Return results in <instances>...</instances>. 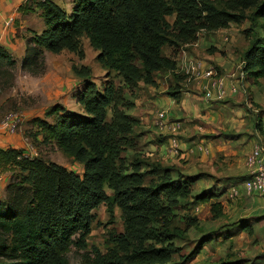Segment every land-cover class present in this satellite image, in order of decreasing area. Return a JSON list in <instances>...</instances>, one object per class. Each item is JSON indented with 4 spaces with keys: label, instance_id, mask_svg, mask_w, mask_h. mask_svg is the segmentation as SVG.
Returning a JSON list of instances; mask_svg holds the SVG:
<instances>
[{
    "label": "trees",
    "instance_id": "trees-1",
    "mask_svg": "<svg viewBox=\"0 0 264 264\" xmlns=\"http://www.w3.org/2000/svg\"><path fill=\"white\" fill-rule=\"evenodd\" d=\"M216 1L72 0L68 10L53 0H31L20 6L19 12L28 15L38 10L44 30L30 31L22 69L34 76L44 74L46 51L82 55L81 39L85 36L100 51V64L116 71L129 88H137L140 82L154 86L157 73L177 69V62L163 53L174 41L189 44L201 30L227 29L231 23L247 18L248 10H252L254 22L264 19V0H232L231 8L239 14L217 7ZM174 14L176 19L171 24L167 18ZM16 66V60L0 45V85L14 83ZM86 70L74 68L80 77ZM242 70L254 81L264 80V37L257 38L246 51ZM84 87L79 103L85 113L56 105L46 113L52 123L36 120L44 140L54 142L83 163V176L30 157L25 149L0 147V176L12 169L28 172L26 178L10 184L7 199L0 200V264H69L67 256L73 248L87 249L93 211L111 201L122 211L125 232L111 236L112 246L105 254L95 248L88 264H180L175 263L180 249L174 242L182 232L171 231L168 220L189 197L193 202L206 203L210 196L193 195L191 187L199 177L178 168L155 166L151 173L158 176V183H146L137 165L132 173H126L121 154L137 121L119 109L123 102L119 89L109 85L101 92L87 78ZM256 129L264 142L262 120L256 123ZM249 178L250 174L229 179L234 181L230 188L248 195L243 184ZM105 185L112 190V197ZM212 211L219 217L221 203H215ZM196 222L192 219L191 224ZM158 224H164L163 231ZM234 229L252 232L248 220L243 219L219 233L230 234ZM214 233L201 236L192 256L215 240Z\"/></svg>",
    "mask_w": 264,
    "mask_h": 264
},
{
    "label": "rangeland",
    "instance_id": "rangeland-1",
    "mask_svg": "<svg viewBox=\"0 0 264 264\" xmlns=\"http://www.w3.org/2000/svg\"><path fill=\"white\" fill-rule=\"evenodd\" d=\"M231 4L232 0L216 1L217 7L239 14V10H233ZM62 7L70 9V5L67 3ZM252 14V10H248L246 12L247 18L240 23H231L227 29L215 32L201 30L189 44L174 41L173 44L166 46L163 53L177 62V69L157 73L154 86L140 82L137 88H129L116 71L107 70L100 64L98 60L100 51L93 48L85 36L81 39L82 55L66 50L59 54L46 51L44 54L45 73L39 76H34L22 69L25 53L18 54L8 51L16 60L17 66L14 71V83L9 86H6V83L0 85V121L7 115L15 114L21 119V125L15 135H0V139L14 138L16 149H25L30 157H38L46 163H55L83 176V163L74 156L63 152L54 142L44 140L36 120L42 119L52 123V117L47 118L46 113L56 105H60L63 110L85 113L84 107L79 102L80 95L85 89L84 79L87 78L95 83L101 92L105 86L109 85L119 89L123 98L119 109L137 121L121 154L124 167L127 169L126 173H132L135 169L134 166L137 165L136 169L139 174L144 176L146 183L150 181L158 183V176L152 174L151 171L157 165L163 166V163L158 157L152 158L150 156L148 141L150 137L145 138L146 135L142 132L144 131L142 127L147 126L145 123L148 121L150 124L154 122L155 114L157 115L154 103L157 97L158 99L160 97L165 99L172 97L173 100L179 98L178 105L175 101H173L174 105L170 104L171 101H158L156 104L160 110L173 113L175 118H181L180 114H176V110L184 107L188 111L196 110L201 114L208 112L210 122L216 119L221 120V122L212 125L209 132H204V138L207 142L204 147L208 149L210 142H213L214 153L216 148L217 152L212 160H210L212 153L206 155L208 161L201 170L196 168L197 164H201L196 162V157H194L197 156L196 153L198 152L194 150L190 153L191 149L197 145H202L199 144L201 138L190 141L187 136L191 133L186 137L179 136L181 140L190 143L191 149L182 150V156L176 157L179 160L177 163L179 167H183L181 165L183 164L188 165V168L187 170L180 169L177 164L170 166L174 168L177 166L180 170L193 174L190 176H198L199 180L191 187L193 195L206 193L210 198L206 203H196L189 197L169 218L168 221L171 224L169 229L171 231L177 229L182 232V236L174 242L180 249V254L175 257V263L218 264L221 261L241 260L243 264H264V216H262L264 211L259 214L256 211L257 207H252L254 199L264 194L246 195L240 192L237 198H232L230 187L233 185L224 183L223 179L217 181L221 176L227 174V171L222 169L223 165L229 169L241 165L243 146L239 145L238 142H242L245 135L248 137L252 133L257 137V141L262 140L256 129V123L261 120L264 122V80L254 81L246 74L242 77L246 51L257 38L264 37V19L254 22L251 18ZM175 19V14L167 18L171 24H174ZM31 27L32 29L24 31L23 34L25 51L26 40L32 36L30 31L35 30L36 33H39V28H41L35 22L31 23ZM193 65H201V75L210 69L213 71V76L207 78L209 85L219 80L224 84L227 82L239 86V93L235 94L239 104L229 105L238 111L237 114L229 108H223L222 105H220L219 111L209 108L203 92H200L201 99H182V92L177 93V91L194 89V91L199 92L196 90V81L201 75L198 76L197 72L192 71ZM75 67L78 69L85 67L87 69L85 76H78L74 71ZM203 84L206 86V81ZM112 112L113 108L111 107L108 109L109 121L113 116ZM195 126L202 125L198 121L187 123L188 129ZM220 133L223 134L220 135ZM235 134L240 136L236 137ZM215 135L217 137L214 138ZM5 146L11 147L12 144H5ZM167 151L169 152V146ZM248 156L245 157V161H247ZM189 157L191 161H185ZM170 163L172 162H167V164ZM241 174L243 173L237 174L238 177H243ZM27 176L28 172H21L19 169H12L0 176V200L7 199V187L10 184ZM104 189L109 196H113L108 185H105ZM218 202L222 206L219 217L212 211V206ZM92 215L91 233L86 239L87 249L79 251L73 248L67 256L69 264H88L89 255L95 248L105 254L107 249L112 246L111 236H118L125 232L123 214L115 202L111 201L108 204L100 205L93 211ZM255 217H260V219ZM192 219H197L198 222L192 225ZM243 219L248 220L252 232L234 229L230 234L219 233L222 229L233 228ZM258 223L260 226L257 225ZM163 225L158 224L157 228L163 231ZM215 231V240L207 242L200 254L192 256L201 236Z\"/></svg>",
    "mask_w": 264,
    "mask_h": 264
},
{
    "label": "crops",
    "instance_id": "crops-1",
    "mask_svg": "<svg viewBox=\"0 0 264 264\" xmlns=\"http://www.w3.org/2000/svg\"><path fill=\"white\" fill-rule=\"evenodd\" d=\"M31 2V0H0V45H2L3 47H5V49L7 51H9L10 53H25V40H24V31L28 30V29H32L31 27V23L35 22L36 24H38L41 33L44 30V24L41 20V18L39 17L40 12L37 10V12L32 13V14H28V15H23L21 12H19V8L20 6H22L23 4L27 3V2ZM54 2H56L57 4H59L60 6L64 5L65 3H67V5H70L72 0H53ZM69 3V4H68ZM35 31V30H33ZM199 76V75H198ZM198 80V79H196ZM207 78H204L203 76H201L199 78L198 81H196L197 83V87L196 90L199 92L194 91V89H188V90H182V99L183 98H187V99H198V98H202L200 92L205 93V89L206 87L209 86V82L207 81ZM204 81H206V86H204ZM224 84V83H223ZM226 87L230 88V86L232 85L229 83H225L224 84ZM227 88V89H228ZM217 91L213 92V96L211 98H207L206 94L203 95L205 96V100L207 102V104H209V108L211 109H216L219 111L220 105L224 106L223 108L225 109H231V111H235V113L237 114L238 111L234 110V108L230 107V104L233 105H238V100L236 99L237 96L236 95H232V94H228L227 96H225L223 99L219 100L217 98ZM162 94V93H161ZM170 97V96H167ZM200 98V99H201ZM170 102V104L173 103V101H175L176 105H178L179 103L177 102V100H173L172 97L165 99V98H161L158 99V97L156 98V102L154 103V107L156 108V113H158V111H162L158 108L157 106V102ZM182 101V100H181ZM164 111V110H163ZM177 113L176 114H180L181 118H175V116L173 115V113H170L168 111L166 112V116H167V120L172 123V124H180L181 125V130L178 132V139H179V143H180V147L182 150H187V149H191V145L189 142L187 141H183L179 138V136H185L188 135L189 133H191V135H188L187 138L190 141H195L193 139H199L201 138V141L199 144H202L203 146H205L206 139L205 137V133L204 132H209V128H211L212 125L214 124H218L221 122V120H214L213 122H210V116L208 114V112L201 114L199 111L193 110V111H188L186 110V108L184 107H180L178 108V110H176ZM154 116V115H153ZM156 116V114H155ZM155 118V117H154ZM148 121V120H147ZM194 122V121H198V123H200L202 126H195L192 129H188L187 128V123L188 122ZM209 121V122H207ZM147 126L142 127L144 129L145 135H146V139L149 136L150 138L148 139L149 141V146H150V156L152 158L154 157H158L159 160H161V162L163 163V167H171L170 165L172 164H177V166L179 167L178 163L179 160L171 155L168 151L167 148L168 146L170 147V139L169 137L170 132L165 130V131H160L159 129H157L154 125V122L152 124L149 123H145ZM183 126H184V130H183ZM156 128V129H155ZM182 133V134H181ZM223 133H220V135H222ZM152 137H151V136ZM218 135V134H217ZM217 135L214 136L217 137ZM227 135V134H226ZM234 136H240L238 134H235ZM152 139V141H150ZM15 139L14 138H10V137H5L4 139H0V147L2 148H7V146H5V144H12L11 147L16 148L15 147ZM257 137L254 136L252 133H250L247 137V135H245V137H243L242 142H238L239 145L243 146V161L241 163V165L239 167H234L232 169H229L226 165H223L222 169L227 171V174H225V176H221L217 181L219 180H224V183H227L229 185H231L232 183H234V181L229 180V178H237L238 175L240 173L243 177L249 176V167L247 165V161H245V157L248 156L253 147L255 146V144L257 143ZM194 143V142H193ZM210 147L208 148V154L212 153V157L210 160L213 159L214 154L217 152V148L215 150H213V142H210ZM209 146V144H208ZM215 146V145H214ZM237 147V146H236ZM209 149H211V151H209ZM194 150H196V148L191 149L190 153L194 152ZM197 151V150H196ZM198 152V151H197ZM197 156L195 158V161L200 163L201 165L196 166V168L198 169H202L203 165L206 164V162L208 161L206 158L205 153H196ZM193 158V157H192ZM191 158H187V160L185 161H191ZM167 162H172L170 164H167ZM190 164V163H189ZM183 167H179L180 169L183 170H187L188 165H183L181 164ZM176 166V168H178ZM185 167V169H184ZM178 168V169H179ZM196 169V170H197ZM182 171V170H181ZM184 174L186 175H193L187 171H182ZM198 172V171H197ZM196 172V173H197ZM202 173V172H201ZM200 173V174H201ZM221 174V172H219ZM199 175V172H198ZM226 179H228L229 181H226ZM230 182V183H228ZM262 196V195H261ZM257 197L256 199H254V203L252 205V207H257V212H259V214H262V211H264V195L262 197ZM264 216V215H262ZM254 217V216H253ZM257 225L260 226V223H258Z\"/></svg>",
    "mask_w": 264,
    "mask_h": 264
},
{
    "label": "built area",
    "instance_id": "built-area-1",
    "mask_svg": "<svg viewBox=\"0 0 264 264\" xmlns=\"http://www.w3.org/2000/svg\"><path fill=\"white\" fill-rule=\"evenodd\" d=\"M192 71L200 76L202 67L201 65H193ZM213 71L210 69L206 73H204V78H211L213 76ZM242 77L244 73L242 72ZM217 91V98L219 100L223 99L229 93L235 95L239 92V86L237 84H232L230 88H226L222 81H215L211 83L205 89V94L207 98H211L213 96V92ZM165 111H160L157 113L154 119V125L160 131H169L170 132V147L169 152L171 155L175 157L182 156V149L180 147L179 139L177 137L178 132L181 130L180 124H172L167 120ZM21 125V119L18 115L10 114L5 116L0 121V135L13 136L17 133L19 126ZM196 150L199 153L208 154V149L203 145H197ZM28 156H30L27 153ZM247 165L250 169V178L244 182L243 190L248 195H261L264 194V142L262 140L258 141L253 147L251 153L247 157ZM240 191L237 188H232L230 196L232 198H237L239 196Z\"/></svg>",
    "mask_w": 264,
    "mask_h": 264
}]
</instances>
